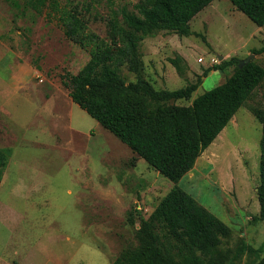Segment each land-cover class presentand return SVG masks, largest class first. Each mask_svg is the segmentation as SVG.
Instances as JSON below:
<instances>
[{
  "label": "rangeland",
  "instance_id": "1",
  "mask_svg": "<svg viewBox=\"0 0 264 264\" xmlns=\"http://www.w3.org/2000/svg\"><path fill=\"white\" fill-rule=\"evenodd\" d=\"M25 1L0 0V149H14L12 163L38 167L47 183L33 200L41 204L32 218L14 236L0 235V263L113 264L138 246L136 231L175 184L71 101L62 77L78 74L89 55L56 21L26 9ZM60 1L83 10L90 30L102 38L109 18L124 8L137 13L140 2ZM190 26L188 37L160 32L145 39L144 69L140 76L124 71L126 82L141 78L170 92L198 84L191 99L168 101L190 106L235 70L214 66L237 58L264 68V53H254L264 47V27L229 0H215ZM177 58L180 71L171 63ZM215 58L220 63L212 65ZM256 108L264 110V81L178 183L231 229L221 247L238 264L264 258L258 199L262 125L252 113Z\"/></svg>",
  "mask_w": 264,
  "mask_h": 264
},
{
  "label": "trees",
  "instance_id": "2",
  "mask_svg": "<svg viewBox=\"0 0 264 264\" xmlns=\"http://www.w3.org/2000/svg\"><path fill=\"white\" fill-rule=\"evenodd\" d=\"M215 0H140L135 12L122 9L108 19L102 38L72 1L26 0L25 7L56 21L68 40L88 53L76 75L62 77L69 97L105 130L128 146L137 158L175 185L150 218L136 231L138 246L113 264H238L222 251L231 229L178 183L228 127L237 112L264 81V68L251 61L240 67L232 58L214 66L234 73L220 86L198 96L190 106L170 105L171 99H191L198 84L177 91H157L144 79L127 83L123 72L140 76L144 69L142 42L160 32L192 35L190 23ZM254 24L264 27V0H229ZM264 53V47L255 50ZM181 58L171 63L180 71ZM262 125L258 190L264 221V110L252 109ZM0 149V186L12 157ZM133 223V220H132ZM256 264H264L262 258Z\"/></svg>",
  "mask_w": 264,
  "mask_h": 264
},
{
  "label": "crops",
  "instance_id": "3",
  "mask_svg": "<svg viewBox=\"0 0 264 264\" xmlns=\"http://www.w3.org/2000/svg\"><path fill=\"white\" fill-rule=\"evenodd\" d=\"M13 157L14 149L0 186V235L14 236L23 223L32 218L33 210H37V205L41 204L33 200L41 194L47 183L45 175L38 167L33 168L26 161H16L13 164L15 161ZM228 180L229 178H225L223 183H227ZM67 192L71 193L70 190ZM46 203L48 202L44 201L42 205ZM29 257L25 261H29L31 259ZM57 259L61 261L62 257Z\"/></svg>",
  "mask_w": 264,
  "mask_h": 264
},
{
  "label": "built area",
  "instance_id": "4",
  "mask_svg": "<svg viewBox=\"0 0 264 264\" xmlns=\"http://www.w3.org/2000/svg\"><path fill=\"white\" fill-rule=\"evenodd\" d=\"M203 61V60H201ZM212 65H216V64H219L220 63V60L218 58H215V59H212Z\"/></svg>",
  "mask_w": 264,
  "mask_h": 264
},
{
  "label": "water",
  "instance_id": "5",
  "mask_svg": "<svg viewBox=\"0 0 264 264\" xmlns=\"http://www.w3.org/2000/svg\"><path fill=\"white\" fill-rule=\"evenodd\" d=\"M220 60H221V58H220ZM249 62H251L250 59H247V60H245V61H242V62L240 63V67H243L245 64H247V63H249Z\"/></svg>",
  "mask_w": 264,
  "mask_h": 264
}]
</instances>
